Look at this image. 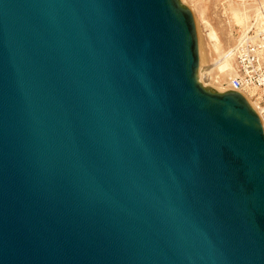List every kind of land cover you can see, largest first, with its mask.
I'll return each mask as SVG.
<instances>
[{"label": "water", "instance_id": "water-1", "mask_svg": "<svg viewBox=\"0 0 264 264\" xmlns=\"http://www.w3.org/2000/svg\"><path fill=\"white\" fill-rule=\"evenodd\" d=\"M179 0H0V264H264V130L198 80Z\"/></svg>", "mask_w": 264, "mask_h": 264}, {"label": "rangeland", "instance_id": "rangeland-1", "mask_svg": "<svg viewBox=\"0 0 264 264\" xmlns=\"http://www.w3.org/2000/svg\"><path fill=\"white\" fill-rule=\"evenodd\" d=\"M179 2L189 8L194 16L199 62L203 67L214 62L220 53L228 52L232 43L246 30H251V35H254L255 30L257 34L259 31L264 33V23L255 18L257 11H264L263 0H179ZM238 11L246 16L243 23L234 20V13ZM211 31H214L219 39L218 46L210 36ZM231 66L233 67L232 60ZM210 74L214 81L218 80L223 84L222 82L232 73L223 74L212 70ZM198 80L201 85L222 92L217 88L218 82L208 80L204 83L199 75Z\"/></svg>", "mask_w": 264, "mask_h": 264}, {"label": "built area", "instance_id": "built-area-1", "mask_svg": "<svg viewBox=\"0 0 264 264\" xmlns=\"http://www.w3.org/2000/svg\"><path fill=\"white\" fill-rule=\"evenodd\" d=\"M241 33L231 49L233 72L229 89L241 92L254 103L264 130V33ZM249 102V101H248Z\"/></svg>", "mask_w": 264, "mask_h": 264}, {"label": "bare ground", "instance_id": "bare-ground-1", "mask_svg": "<svg viewBox=\"0 0 264 264\" xmlns=\"http://www.w3.org/2000/svg\"><path fill=\"white\" fill-rule=\"evenodd\" d=\"M234 18H235L234 20H236L238 23H243L246 19V16L243 13L238 11V12L234 13ZM255 18L257 21L264 23V11H257L255 13ZM245 32H247V30ZM210 36H211V38H213L215 40V43L218 46L220 42H219L218 37L215 35L214 31H211ZM233 44H234V42L232 43V45ZM232 45H231V47H232ZM231 60H232V64H233L231 49H229L228 52H225L222 54L220 53L218 55V58L214 62H212L209 66H205L206 68L201 66V62H199L198 75H199L201 81H203L204 83L205 82L207 83L208 80H210V81L213 80V82H215V83L218 82V80L214 81V78L211 77L212 74H210V73L212 70H215V71H217L219 73H223V74H231L233 72L232 70L234 68V66L233 67L231 66ZM230 76L228 77V79H226L224 82H222L223 84H221V81L218 82L219 86L217 88L219 90H221L222 92L229 90V78H230ZM216 78H218V77H216ZM248 101H249V103L251 102L250 105L252 104L251 106L254 108V103L251 100H248ZM255 111H256V109H255Z\"/></svg>", "mask_w": 264, "mask_h": 264}]
</instances>
